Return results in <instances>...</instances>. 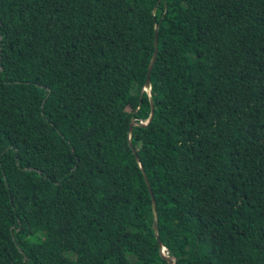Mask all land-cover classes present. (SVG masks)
I'll use <instances>...</instances> for the list:
<instances>
[{"label":"trees","instance_id":"obj_1","mask_svg":"<svg viewBox=\"0 0 264 264\" xmlns=\"http://www.w3.org/2000/svg\"><path fill=\"white\" fill-rule=\"evenodd\" d=\"M142 171L175 264H264V0H0V264H170Z\"/></svg>","mask_w":264,"mask_h":264},{"label":"water","instance_id":"obj_2","mask_svg":"<svg viewBox=\"0 0 264 264\" xmlns=\"http://www.w3.org/2000/svg\"><path fill=\"white\" fill-rule=\"evenodd\" d=\"M155 11H156V7L153 9V13ZM156 32H157V30L155 29L154 51H153L152 58H151V61L149 63L148 69H147L146 79H145V83H144V87H143V91H147L148 93H149V89H150V75H151L155 60L157 58V53H158V43H157V38H156ZM149 97H150V93H149ZM150 103H151V113H150L148 121L145 124H143V126H146L147 124H149L153 120V115H154V113L152 111V106L153 105H152V102H150ZM133 127H134V123L131 122L130 125H129V134L132 132ZM129 146L131 147V143L130 142H129ZM133 154H134L135 158L137 159L138 158L137 152L134 149H133ZM142 174H143V178H144L145 184L147 186L149 195H150L151 200H152L153 231H154V236L156 238V241H157V243H158V245L160 247L161 256H162V258L164 260L168 261L170 264H175L173 259H170L169 257H166V255L163 253L164 248L162 247L161 242H160L159 237H158L156 203H155V200H154V197H153V194H152V190H151L149 181L147 179V176H146V174L143 171H142ZM10 231L12 232L13 229L11 228Z\"/></svg>","mask_w":264,"mask_h":264}]
</instances>
